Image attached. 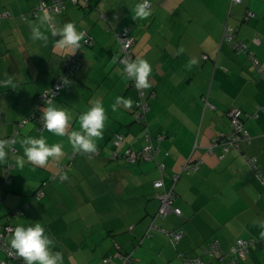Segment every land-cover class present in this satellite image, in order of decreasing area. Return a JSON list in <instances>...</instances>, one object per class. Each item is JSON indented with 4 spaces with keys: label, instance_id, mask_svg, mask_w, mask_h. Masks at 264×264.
Instances as JSON below:
<instances>
[{
    "label": "crops",
    "instance_id": "obj_1",
    "mask_svg": "<svg viewBox=\"0 0 264 264\" xmlns=\"http://www.w3.org/2000/svg\"><path fill=\"white\" fill-rule=\"evenodd\" d=\"M52 1L0 0V15L8 14L0 18V117L7 108L11 118L4 139L19 133L12 143L16 152L0 165V180L6 178L2 167L23 155L26 135L64 144V155L44 166L27 161L22 169L11 166L12 184L2 190L4 216L23 208L25 215L1 222L14 228L21 222L42 223L54 240L53 252L63 254V264H122V255L132 256V264H185L182 256L208 263L212 259L203 251L210 244L218 242L228 253L238 240L259 245L237 264H264V80L234 41H222L225 29L232 32L264 69V0H150L152 15L143 20L135 17L139 0H63L62 13L48 12L54 19L49 33L72 22L93 42L82 48L74 76L52 102L71 115L68 131L79 130V115L95 103L108 116L97 141L100 155L78 154L74 161L69 155L76 151L67 136L38 133L33 122L19 126L33 112L37 95L60 77L65 60L74 54L59 48L57 37L50 35L46 44L32 39L31 25L43 13L32 16V11ZM126 29L135 38L136 59L152 67L146 125L134 121L136 91L118 63L116 35ZM190 60L196 64L189 69ZM9 78L14 89L5 83ZM117 97L131 99L132 106L120 104L113 112ZM234 109L241 112L250 141L240 152L221 157L220 147L209 148L232 131L229 113ZM148 144L158 149L154 162L112 158ZM252 160L262 178L249 164ZM157 163L166 165L165 175ZM187 163H200L199 169L184 172ZM52 176L67 179L49 181ZM159 180L163 189L154 187ZM45 181V195L37 200L34 194ZM164 190L173 191L181 216H156ZM172 232L182 235L180 242H172ZM5 258L0 251V264Z\"/></svg>",
    "mask_w": 264,
    "mask_h": 264
},
{
    "label": "clouds",
    "instance_id": "obj_2",
    "mask_svg": "<svg viewBox=\"0 0 264 264\" xmlns=\"http://www.w3.org/2000/svg\"><path fill=\"white\" fill-rule=\"evenodd\" d=\"M137 19H147L152 15V8L149 0H139L134 7ZM54 23L53 17L47 12H43L38 17V22L31 25L32 39L42 41L45 44L49 36L57 37V46L61 49L71 48L73 53L81 48V41L84 39L82 32L72 22L64 23L61 27L50 33L47 29ZM182 51V49L180 50ZM196 64L195 60H190L187 68ZM152 67L146 59L129 58L124 62L122 73L126 74L129 80L135 82L137 89H147L150 87L149 77ZM9 88H15L11 78L5 82ZM65 84L69 83L67 80ZM131 99L117 97L112 105L115 112L120 104L125 107L132 106ZM42 120L45 130L55 137L63 138L67 136L72 149L81 153H95L97 151V141L102 139L108 116L106 109L101 103H95L87 111L79 115V130L68 131L72 123V117L67 110L55 103H48L42 108ZM23 155L17 156L12 165L17 169H22L25 162H30L37 166H44L50 159H59L64 155V144L61 142L49 143L46 136H28L21 141ZM11 145L7 139H0V165L8 163ZM61 179L66 180L67 176ZM264 227V225H261ZM10 247L16 255L23 259L24 264H63L64 257L61 252H53L54 240L47 233L45 226L40 222L25 224L21 222L12 230Z\"/></svg>",
    "mask_w": 264,
    "mask_h": 264
},
{
    "label": "built area",
    "instance_id": "obj_3",
    "mask_svg": "<svg viewBox=\"0 0 264 264\" xmlns=\"http://www.w3.org/2000/svg\"><path fill=\"white\" fill-rule=\"evenodd\" d=\"M75 4L79 3V0H72ZM243 0H232L233 4H240ZM86 3H88L86 1ZM151 5V2L149 0ZM64 1L63 0H53L51 4H47L45 2L40 3L31 13L32 16H37L38 12H55V13H62L64 10ZM253 14H248L247 18L249 19L252 17ZM1 17H8V14H4ZM117 41L120 45V57L118 59V63L123 67L124 62L129 59L133 58L136 59L133 53V47L135 44V38L131 34L130 29H126L124 32H121L116 35ZM235 34L225 29L222 41L226 42H233L234 47L239 52H246V44L243 42H237L234 40ZM256 44H259V39L254 41ZM93 44L92 38L89 35L85 34V39L83 43H81V48L76 50L73 55H69L64 62V70L60 77L54 82V84L47 90H45L38 98L39 106L38 109L40 110L38 117L40 120V131L45 130L43 126L42 120V108L45 104L51 103L60 92L64 89L65 83L64 81L74 76L75 71L78 68L79 60H80V52L83 47L91 46ZM206 58V56H204ZM249 58L252 64L258 69L262 79L264 80V69L260 66L257 59L253 56V54H249ZM130 84L134 85L135 82L133 80H129ZM136 88V87H135ZM138 100L135 105V110L133 112V118L136 122L142 123L143 125L147 124V115L150 110L149 106V96L146 93V89H137ZM231 118L232 124V131L227 135H221L213 140L212 146L209 148L210 152H213L214 148L220 147L222 149L221 157H225L230 151L234 150L240 152L242 150V145L244 142L250 141V136L248 132L244 129L243 120L241 116V112L238 110H232L229 113ZM26 122H23L24 125ZM18 132L16 133V135ZM117 142L121 143L122 137H116ZM16 138L13 137L10 139V143H15ZM158 153V149L155 148L152 144H148L144 149L140 151H132L127 150L124 153L125 159L129 163H137L140 160L145 161H153L156 158V154ZM97 155V153H90L89 156L93 157ZM114 156H118L115 154ZM249 164L253 167L254 171L256 172L259 178H262L261 172L255 166L254 161H249ZM199 164H192L187 163L183 169L184 172L190 173L191 171H197L199 169ZM160 171L163 173L165 170V165H159ZM10 171V168H9ZM46 183L43 184L45 186ZM154 186L158 189L164 187V181L159 180L154 183ZM44 196L43 189H40L37 194L36 198L41 199ZM161 206L159 209L158 216L160 218H165L170 214H175L177 216H181L182 212L179 208L174 207L175 202V195L173 191H163L162 194L159 196ZM14 229L11 225L2 226L0 225V251L5 254V260L1 264H23V259L18 257L13 249H11L10 245L7 242L8 237L12 234V230ZM170 237L172 238L173 243L180 242L182 235L180 233L172 232L170 233ZM259 244L254 241H247V240H238L236 243L231 247L230 251L227 253L223 251L218 242H214L210 244L206 249H204V255L210 257L208 263L205 262L202 258L199 259H192V258H185L182 256V260L185 264H237L239 261L245 259L250 251L255 246ZM262 247L264 248V240L262 242ZM122 260V264H132L133 260L131 256H120ZM105 263L109 262V259L104 260Z\"/></svg>",
    "mask_w": 264,
    "mask_h": 264
},
{
    "label": "trees",
    "instance_id": "obj_4",
    "mask_svg": "<svg viewBox=\"0 0 264 264\" xmlns=\"http://www.w3.org/2000/svg\"><path fill=\"white\" fill-rule=\"evenodd\" d=\"M39 5V4H38ZM37 5V6H38ZM36 6V7H37ZM35 7V8H36ZM34 8V9H35ZM2 15H0V18H6V17H1ZM118 42V41H117ZM118 45H119V43H118ZM119 47H120V45H119ZM245 54H247V56L249 57V54L250 53H248V52H245ZM254 56V55H253ZM249 60H250V58H249ZM251 61V60H250ZM258 61V60H257ZM252 63V62H251ZM253 65V64H252ZM254 66V65H253ZM261 66V65H260ZM255 67V66H254ZM258 70V69H257ZM259 72V71H258ZM57 80V79H56ZM55 80V81H56ZM54 81V82H55ZM54 82H53V84H54ZM130 83V82H129ZM52 84V85H53ZM51 85V86H52ZM50 86V87H51ZM130 86H132L134 89H135V91H136V88L134 87V85H132V84H130ZM42 94V93H41ZM41 94H39V95H37V97H36V99H35V107H34V110H33V112L27 117V119L26 120H24V121H22L21 123H19V126H21V124H23V122H26L24 125L26 126L28 123H30V122H33V123H35V125H36V131L38 132V133H42L44 130H42V131H40V129H39V127H40V120H39V117H38V114H39V112H40V110L38 109V106H39V102H38V98H39V96L41 95ZM56 99V98H55ZM54 99V100H55ZM53 100V101H54ZM137 100H138V95H137V91H136V102H137ZM52 101V102H53ZM51 102V103H52ZM136 102H135V105H136ZM149 106H150V103H149ZM134 110H135V106H134ZM134 110H133V112H134ZM132 116H133V113H132ZM135 121V120H134ZM136 122V121H135ZM137 123H139V122H137ZM140 124H142V123H140ZM22 127H23V125H22ZM18 135H19V133L17 134V135H13L12 137H10L9 136V138H7V140H10V139H12L13 137H15L16 138V140H15V143L17 142V139H18ZM14 143V144H15ZM14 144H11L10 143V145H11V149H10V152L11 151H14V152H16V149L14 148ZM145 148V147H144ZM143 148V149H144ZM12 153V152H11ZM11 153H9V156H10V154ZM95 153H97V155H94L93 157H90L89 156V154L90 153H88V154H85V153H81V152H78V153H76V152H74V153H70V155H69V159H70V161H74V159L77 157V155L78 154H81V155H83V156H85V157H87V158H90V159H92V158H95V157H98L100 154H99V152L98 151H96ZM125 153V152H124ZM124 153L122 154V155H120L119 153H115V154H118V156L116 157V156H114L113 155V160H117V159H119V158H122L124 161H126L127 163H129L126 159H125V157H124ZM94 154V153H93ZM9 158V157H8ZM156 159V158H155ZM155 159L153 160V161H146V162H154L155 161ZM141 161H145V160H140V161H138V162H141ZM129 164H132V163H129ZM134 164H136V163H134ZM161 163H157V166H158V169H159V165H160ZM165 165V164H164ZM12 166V164H8V165H6L5 167H2V168H4L3 169V171L4 170H6V173L4 172V174H6V178L5 177H3V179H1L0 180V186L1 187H5V186H9V185H11L12 184V179L10 178V177H8V172H9V168H10V170H11V167ZM58 166H59V168L60 169H64L65 167H66V165H63V164H58ZM160 170V169H159ZM165 170H166V165H165ZM165 170H164V172L162 173L161 171V173L162 174H164L165 175ZM56 178H58V179H61V177L59 176V177H56V176H52V177H50V179H49V181H52V180H55ZM47 182L48 181H45V182H43L41 185H40V188L37 190V192L40 190V189H43L44 188V186H43V184L44 183H46L47 184ZM46 186V185H45ZM155 187V186H154ZM156 188V187H155ZM156 189H158V188H156ZM160 189H162V188H160ZM0 191L2 192V195L1 196H3V191H2V188H0ZM37 192L34 194V198L35 199H37L36 198V194H37ZM162 193H160L159 195H158V198H159V196L161 195ZM45 195V194H44ZM0 196V203L3 205L4 204V201H2V197ZM38 200V199H37ZM159 201H160V199H159ZM160 206H161V202H160ZM159 209H160V207H159ZM158 214H159V210H158V212H157V217H159L158 216ZM21 215H25V211H24V208L23 209H18V210H16V211H12L11 213H9L8 215H7V217H12V216H21ZM0 225H2V226H6V225H10V224H8V223H3V222H1V218H0ZM12 226V225H11ZM12 235V234H11ZM10 235V236H11ZM9 236V237H10ZM7 241H8V239H7ZM122 256H127V255H122ZM131 258H132V256H131Z\"/></svg>",
    "mask_w": 264,
    "mask_h": 264
},
{
    "label": "rangeland",
    "instance_id": "obj_5",
    "mask_svg": "<svg viewBox=\"0 0 264 264\" xmlns=\"http://www.w3.org/2000/svg\"><path fill=\"white\" fill-rule=\"evenodd\" d=\"M5 113H4V116L5 117H0V139H4V137L6 136V134H5V128H4V126H5V124H6V122H9L8 120L11 118L10 117V113H9V111H8V109L6 108L5 109ZM7 113V114H6ZM7 115H9V116H7ZM0 188H2V190L3 189H6V187H1L0 186ZM2 195V192H0V196ZM2 197V196H1ZM4 208V206L0 203V217H2L1 218V221H3L5 218H7L6 216H4L5 215V212H6V210H4L3 209ZM9 238V237H8Z\"/></svg>",
    "mask_w": 264,
    "mask_h": 264
}]
</instances>
